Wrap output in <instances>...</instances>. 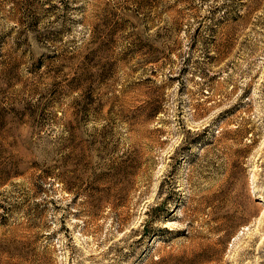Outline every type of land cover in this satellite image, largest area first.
<instances>
[{"label":"rangeland","instance_id":"1","mask_svg":"<svg viewBox=\"0 0 264 264\" xmlns=\"http://www.w3.org/2000/svg\"><path fill=\"white\" fill-rule=\"evenodd\" d=\"M0 264H264V0H0Z\"/></svg>","mask_w":264,"mask_h":264}]
</instances>
